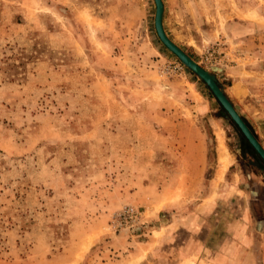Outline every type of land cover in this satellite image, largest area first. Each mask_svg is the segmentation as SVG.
Returning <instances> with one entry per match:
<instances>
[{
  "label": "rangeland",
  "instance_id": "rangeland-1",
  "mask_svg": "<svg viewBox=\"0 0 264 264\" xmlns=\"http://www.w3.org/2000/svg\"><path fill=\"white\" fill-rule=\"evenodd\" d=\"M162 3L167 37L241 117L264 119V0ZM154 13L153 0H0V264H161L142 244L169 234L170 210L217 197L220 130L225 182L264 186V163L159 41ZM251 200L264 221V187Z\"/></svg>",
  "mask_w": 264,
  "mask_h": 264
},
{
  "label": "crops",
  "instance_id": "crops-1",
  "mask_svg": "<svg viewBox=\"0 0 264 264\" xmlns=\"http://www.w3.org/2000/svg\"><path fill=\"white\" fill-rule=\"evenodd\" d=\"M230 72H234L231 75L228 73L231 77L224 78L231 80V85L227 88L233 90L235 87L234 91H237L240 89V82L234 80L238 77L237 71L234 68ZM218 80L219 77L217 82ZM232 96L237 99L236 95ZM252 114L253 111H249L248 115L242 117L264 150V119ZM256 114H259L258 111ZM224 137L226 145L225 133ZM233 166L234 163L229 166L223 182L218 186L216 198L204 202L206 198L203 197L198 202L186 203L175 212L170 210L167 224V228H170L169 234L157 244L153 240L142 244L145 247L152 244L157 251L155 259L161 264H185L189 258H196L194 264H260V259L264 260V248L261 245L264 221H252L254 203L251 200L253 193L258 196L264 186L256 183L253 190L249 186L240 188L234 185L232 180L236 172L230 174ZM215 172L212 174L211 183L214 182ZM228 175L232 180L225 182ZM210 189L213 187L210 186ZM235 199H238L237 202ZM236 207H239L237 211Z\"/></svg>",
  "mask_w": 264,
  "mask_h": 264
},
{
  "label": "water",
  "instance_id": "water-1",
  "mask_svg": "<svg viewBox=\"0 0 264 264\" xmlns=\"http://www.w3.org/2000/svg\"><path fill=\"white\" fill-rule=\"evenodd\" d=\"M153 2L155 5L154 29L159 41L168 51H170L173 55L177 57V59L184 67L191 71L200 81H202L207 86V88L217 100L221 108L226 112L230 120L238 128L243 138L264 163L263 148L260 146L255 136L252 134L246 123L243 121L242 117L235 110L234 105L226 96L221 85L217 82L215 75L200 67L183 50H181L167 37L162 24L164 11L162 0H153Z\"/></svg>",
  "mask_w": 264,
  "mask_h": 264
},
{
  "label": "bare ground",
  "instance_id": "bare-ground-1",
  "mask_svg": "<svg viewBox=\"0 0 264 264\" xmlns=\"http://www.w3.org/2000/svg\"><path fill=\"white\" fill-rule=\"evenodd\" d=\"M217 133H218V141H219V149H220V160H219L220 161V171H219V179L222 180L225 172L227 171V169L229 168L230 164L232 163V161H231L232 159H231L230 154L227 151L222 130L218 131ZM194 261L189 258V259H187L185 261V264H194Z\"/></svg>",
  "mask_w": 264,
  "mask_h": 264
},
{
  "label": "trees",
  "instance_id": "trees-1",
  "mask_svg": "<svg viewBox=\"0 0 264 264\" xmlns=\"http://www.w3.org/2000/svg\"><path fill=\"white\" fill-rule=\"evenodd\" d=\"M207 88V87H206ZM208 89V88H207ZM209 90V89H208ZM211 96L214 97L212 95V93L210 92ZM221 111L224 113V115L227 117V119H229V121L231 122V124L235 127V129L240 133V131L238 130V128L235 126V124L230 120V118L228 117V115L226 114V112L221 108ZM243 119V118H242ZM243 121L246 123V125L248 126V128L250 129V131L252 132L250 126L247 124V122L243 119ZM241 134V133H240ZM253 134V132H252ZM254 135V134H253ZM255 136V135H254ZM256 138V137H255ZM245 143L246 145L252 150V152L258 157V155L254 152V150L250 147V145L246 142L245 140ZM258 159L261 161V159L258 157ZM262 162V161H261ZM263 163V162H262Z\"/></svg>",
  "mask_w": 264,
  "mask_h": 264
}]
</instances>
